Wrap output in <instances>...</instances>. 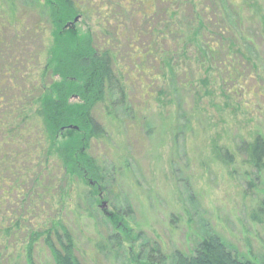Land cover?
Returning <instances> with one entry per match:
<instances>
[{"label": "rangeland", "instance_id": "374dc122", "mask_svg": "<svg viewBox=\"0 0 264 264\" xmlns=\"http://www.w3.org/2000/svg\"><path fill=\"white\" fill-rule=\"evenodd\" d=\"M100 1L109 10L102 28L79 16L63 33L71 40L99 37L102 48L104 28L116 35L113 10L124 11L125 37L105 44L123 93H112L93 111L105 130L89 150L108 173L99 186L104 196L94 201L95 186L73 180L60 214L53 197L44 217L58 215L68 226L82 264H176L207 233L240 257L264 264V224L251 217L264 198V170L253 169L240 152L244 142L264 137V0H130L127 8L122 0ZM30 5L18 4L24 29L9 25L5 32L15 43L0 59L1 67L12 64L2 79L15 76L17 60L19 70L38 71L55 45L51 24ZM153 43L156 52L139 59ZM228 71L245 81L240 95ZM19 252L20 243L4 253L3 263L11 256L28 264L25 251L15 258ZM33 258L54 264L43 241Z\"/></svg>", "mask_w": 264, "mask_h": 264}, {"label": "trees", "instance_id": "16d2710c", "mask_svg": "<svg viewBox=\"0 0 264 264\" xmlns=\"http://www.w3.org/2000/svg\"><path fill=\"white\" fill-rule=\"evenodd\" d=\"M20 1L5 0L6 10L0 11V59L15 43V39L8 42L5 36L9 25L23 28L18 7ZM91 1L87 0V6L82 0H45L44 3L28 0L30 6L51 24L55 45L38 71L34 66L31 71L19 70L17 60L13 64L15 76L2 79L11 70L12 64L0 65V264H4V253L15 249L19 243L22 252L15 258L19 260L25 251L28 264H36L33 252L41 241L51 250L54 264H82L76 255L73 234L56 217L71 196L73 180L86 185L94 180L97 186L90 194L94 201H98V187L108 175L89 153L92 140H99L105 134L93 111L112 93L122 92L113 70L110 47L105 44L114 40L116 35L119 39L125 37V30L120 29L121 15L124 14L122 9L113 10L118 14L116 35L108 34L104 28L102 48L98 44L99 37L81 34L71 40L63 33L66 24L79 16L88 21L95 20L100 28L103 27L109 20V10H103L102 1ZM122 2H126V8L130 4V0ZM194 31L201 33L198 28ZM220 37V40L223 39V35ZM226 42L228 47H234L233 43L229 46ZM132 44L129 43L130 48ZM224 45L219 43V47ZM209 47H212L211 44ZM157 48L155 43L146 44L143 55L139 53V59L143 61ZM230 53L237 54L233 50ZM142 61L140 64H143ZM173 66L169 61V67L173 69ZM142 71L147 73L145 69ZM228 75L234 80L233 87L237 89L234 93L240 95L238 85H243L245 81L238 83L237 73ZM241 77L244 79V76ZM70 126L77 127V130H72ZM240 152L245 154L247 164L253 169L264 170L263 136L257 135L253 140L244 142ZM53 197L61 209L56 208L55 214L58 215L54 214V218L50 219L44 217L42 211L52 208ZM251 217L253 221L264 224V198L257 203ZM177 258L176 264H258L240 257L219 236L211 233L203 236L191 256L179 255ZM16 263L11 256H7V264Z\"/></svg>", "mask_w": 264, "mask_h": 264}, {"label": "flooded vegetation", "instance_id": "af4514ba", "mask_svg": "<svg viewBox=\"0 0 264 264\" xmlns=\"http://www.w3.org/2000/svg\"><path fill=\"white\" fill-rule=\"evenodd\" d=\"M90 183H91L93 186H95V187L97 186V184H96L95 182H93V181H92V182L90 181ZM99 189H100V188L98 187V190H99ZM99 195H100L101 198H103V196H104V194H103L102 191L100 192Z\"/></svg>", "mask_w": 264, "mask_h": 264}, {"label": "water", "instance_id": "95a60500", "mask_svg": "<svg viewBox=\"0 0 264 264\" xmlns=\"http://www.w3.org/2000/svg\"><path fill=\"white\" fill-rule=\"evenodd\" d=\"M75 21H76V22L78 21V17L75 19ZM70 128H71V129H77V127H75V126H70ZM103 205H105V203H104Z\"/></svg>", "mask_w": 264, "mask_h": 264}]
</instances>
